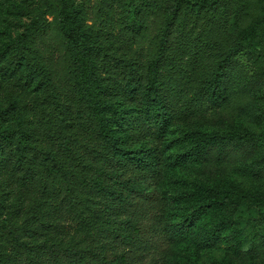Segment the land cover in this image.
<instances>
[{
  "label": "trees",
  "instance_id": "obj_1",
  "mask_svg": "<svg viewBox=\"0 0 264 264\" xmlns=\"http://www.w3.org/2000/svg\"><path fill=\"white\" fill-rule=\"evenodd\" d=\"M20 1L0 264H264V0Z\"/></svg>",
  "mask_w": 264,
  "mask_h": 264
},
{
  "label": "rangeland",
  "instance_id": "obj_2",
  "mask_svg": "<svg viewBox=\"0 0 264 264\" xmlns=\"http://www.w3.org/2000/svg\"><path fill=\"white\" fill-rule=\"evenodd\" d=\"M16 2H21V1L20 0H8V2L5 4L6 7L5 8L2 7V9H0V39L6 38L8 34L14 35L16 33L17 27L14 26L13 24L15 19H14V16L11 15L10 10H9V6L12 4H15ZM240 102L243 104L242 101ZM159 257H162V256H159ZM146 261L147 260L145 259L143 262L145 263Z\"/></svg>",
  "mask_w": 264,
  "mask_h": 264
}]
</instances>
